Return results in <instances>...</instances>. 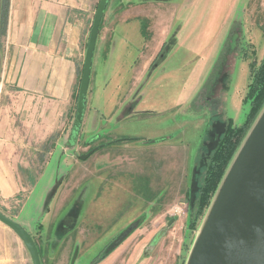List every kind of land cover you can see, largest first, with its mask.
Instances as JSON below:
<instances>
[{"label": "rangeland", "instance_id": "obj_1", "mask_svg": "<svg viewBox=\"0 0 264 264\" xmlns=\"http://www.w3.org/2000/svg\"><path fill=\"white\" fill-rule=\"evenodd\" d=\"M123 12L119 27L127 30L118 47L126 43L124 51L114 53L94 80L104 86L107 72L110 93L121 85L117 98L134 100L138 114L114 120L110 129L118 137L166 139L151 149L120 147L102 160L101 150L81 160L93 149L78 138L71 149L46 146L43 161L33 159V184L23 172L32 153L24 149L18 172L30 189L0 198V211L32 234L42 264H186L215 195L201 211L214 156L228 131L232 138L248 125L249 87L264 61V0H132ZM2 26L1 59V16ZM53 159H61V174L69 172L64 183L42 173ZM192 170L188 197L156 216L167 188L175 197ZM0 264H33L21 239L1 222Z\"/></svg>", "mask_w": 264, "mask_h": 264}, {"label": "crops", "instance_id": "obj_2", "mask_svg": "<svg viewBox=\"0 0 264 264\" xmlns=\"http://www.w3.org/2000/svg\"><path fill=\"white\" fill-rule=\"evenodd\" d=\"M99 2L100 0L7 2L1 42L0 73L1 199H12L20 192H27L30 189L29 181L24 180L28 178L33 184L34 179H37L38 171L35 166L32 167L33 159L41 163L46 146L57 147L61 143L65 149H71L73 146V127L86 51ZM131 3L132 0H111L108 5L100 27L86 110L78 134L80 142L89 141L90 148L101 150L102 155L99 156L101 160L105 155L110 158L111 152L119 153L120 147L124 150L136 143V147L143 146L145 149L149 146L147 149H151L157 145L151 143L162 144L166 139L114 136L110 129L111 123L114 120L122 123L128 117L137 115L138 108L130 97L117 98L122 89L121 85L118 84L116 91L110 93L107 72L104 86L98 85L94 80V73L100 72L102 66L106 67L107 64L109 66L114 53L124 51L126 43L119 48L118 36L127 29L120 30L119 25L126 20L123 11L129 8ZM149 59L146 62L147 66ZM100 87L107 92L105 93L107 97L103 101L100 98ZM20 148H23V152ZM27 148L32 154L28 156L31 158L29 166L23 169L27 174V178H24V175L18 172L20 171L18 162ZM112 148L117 149L113 151ZM51 162L53 165H48L45 171H42L43 174L47 173L44 177L54 176L55 183L59 178L64 183L69 172L61 174V159H53ZM105 167L111 168L110 165ZM193 173L192 170L191 180L189 182L187 179L185 189L177 192L175 197L171 186L167 188L168 196L166 195L159 206H156V216L170 208L175 201L188 197L194 182ZM54 187L50 191H53ZM36 188L45 192L43 183L37 182ZM44 199L42 208L51 201L50 197L47 201ZM39 202L38 200L36 204L28 207L35 210ZM170 227L171 225L168 228ZM150 236L151 234L147 235V238Z\"/></svg>", "mask_w": 264, "mask_h": 264}, {"label": "water", "instance_id": "obj_3", "mask_svg": "<svg viewBox=\"0 0 264 264\" xmlns=\"http://www.w3.org/2000/svg\"><path fill=\"white\" fill-rule=\"evenodd\" d=\"M110 1L100 0L91 29L73 127V145L82 126L97 40ZM1 16L2 0L0 36ZM97 149L80 159L87 160ZM0 222L21 239L32 263L42 264L38 246L29 231L1 211ZM186 264H264V107L214 195Z\"/></svg>", "mask_w": 264, "mask_h": 264}, {"label": "trees", "instance_id": "obj_4", "mask_svg": "<svg viewBox=\"0 0 264 264\" xmlns=\"http://www.w3.org/2000/svg\"><path fill=\"white\" fill-rule=\"evenodd\" d=\"M2 5L3 25V17L5 14V0H2ZM1 28L3 29V26ZM248 101L250 103L249 105L251 111L248 122L245 124H248L247 127L245 126L246 128L244 127L239 131H234L235 135L232 138L229 137L228 131V135L225 137L224 143L221 145V147L217 151V154L214 156L215 164L210 171L208 181L202 191V202L205 207H202L200 209L201 211H204L206 207H208L210 203L209 201L212 199V197L210 196H213L216 193L234 156L236 155L243 140L245 139L246 135L248 134L249 130L253 126L254 122L256 121L257 117L264 107V61L261 66L255 71V76L253 77L252 83L249 87L247 102Z\"/></svg>", "mask_w": 264, "mask_h": 264}, {"label": "built area", "instance_id": "obj_5", "mask_svg": "<svg viewBox=\"0 0 264 264\" xmlns=\"http://www.w3.org/2000/svg\"><path fill=\"white\" fill-rule=\"evenodd\" d=\"M180 211H181V209L177 206V207H175V209H174V213H175V215L177 216L178 214H180Z\"/></svg>", "mask_w": 264, "mask_h": 264}]
</instances>
